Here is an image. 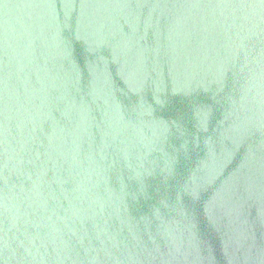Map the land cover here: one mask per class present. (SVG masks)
Segmentation results:
<instances>
[{
	"label": "water",
	"instance_id": "obj_1",
	"mask_svg": "<svg viewBox=\"0 0 264 264\" xmlns=\"http://www.w3.org/2000/svg\"><path fill=\"white\" fill-rule=\"evenodd\" d=\"M0 264H264V0H0Z\"/></svg>",
	"mask_w": 264,
	"mask_h": 264
}]
</instances>
